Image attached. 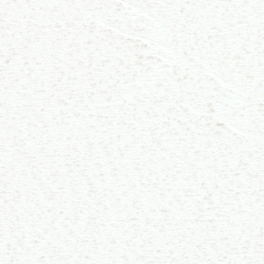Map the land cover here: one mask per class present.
Segmentation results:
<instances>
[{
  "label": "snow or ice",
  "instance_id": "1",
  "mask_svg": "<svg viewBox=\"0 0 264 264\" xmlns=\"http://www.w3.org/2000/svg\"><path fill=\"white\" fill-rule=\"evenodd\" d=\"M0 264H264V0H0Z\"/></svg>",
  "mask_w": 264,
  "mask_h": 264
}]
</instances>
